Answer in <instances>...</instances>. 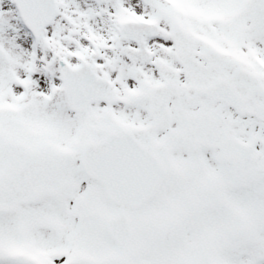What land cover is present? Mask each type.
I'll return each mask as SVG.
<instances>
[{"label":"snow or ice","instance_id":"6c2138e0","mask_svg":"<svg viewBox=\"0 0 264 264\" xmlns=\"http://www.w3.org/2000/svg\"><path fill=\"white\" fill-rule=\"evenodd\" d=\"M0 264H264V0H0Z\"/></svg>","mask_w":264,"mask_h":264}]
</instances>
